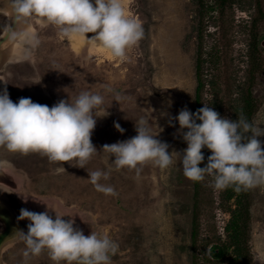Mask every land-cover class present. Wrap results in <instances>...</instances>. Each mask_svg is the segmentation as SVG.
I'll list each match as a JSON object with an SVG mask.
<instances>
[{"label": "rangeland", "instance_id": "rangeland-1", "mask_svg": "<svg viewBox=\"0 0 264 264\" xmlns=\"http://www.w3.org/2000/svg\"><path fill=\"white\" fill-rule=\"evenodd\" d=\"M7 2L0 0V93L6 88L14 103L30 97L49 107L61 99L72 102L84 91L102 95L91 136L98 152L86 167L89 172L111 170L100 183L117 195L97 191L86 168L0 146V233L6 218L11 222L0 246V264H54L47 251L24 257L26 246L15 236L26 233L30 223L18 219L22 208L48 211L53 219L56 213L64 215L85 236L107 234L119 245L111 264H192L194 210L199 213L198 251L210 253L214 245L226 244L229 208L236 201L224 200L225 190L210 187V177L201 182L197 196L178 155L167 169L147 164L137 173L115 170L114 157L102 148L135 136V121L143 117L158 133L155 138L169 144V153L182 152L187 143L173 118L185 107L195 113L198 60L203 106L235 120L250 96L254 111L245 118L264 127V0H122L126 14L144 29L143 39L127 49L124 60L89 40L94 33L64 38L53 26L41 28L36 18L16 23ZM26 33H34L38 45L33 47ZM114 122L125 131L119 132ZM258 139L264 142V136ZM203 150L206 164L211 152ZM63 166L66 171L58 173ZM246 197V264H264V187L249 190ZM231 251L220 263L202 255L199 264H230Z\"/></svg>", "mask_w": 264, "mask_h": 264}, {"label": "clouds", "instance_id": "clouds-1", "mask_svg": "<svg viewBox=\"0 0 264 264\" xmlns=\"http://www.w3.org/2000/svg\"><path fill=\"white\" fill-rule=\"evenodd\" d=\"M7 3L16 23L36 18L41 28L53 26L64 38L94 33L89 40L120 60L126 59L127 49L144 37L142 23L126 14L122 0H95V6L91 0H8ZM25 35L33 41V47L38 45L34 33ZM103 104L104 97L90 91L81 92L72 102L61 99L51 107L33 102L30 97H21L14 103L5 88L0 93V146L12 153H38L50 163L67 162L87 170L88 162L98 152L91 136L99 116L96 110ZM106 115L107 111L102 116ZM173 119L178 120V132L187 143L182 152L169 153V144L155 138L158 133L151 131L149 120L143 117L135 121V136L105 144L102 151L114 157L111 160L117 171L128 169L139 173L147 164L167 169L175 163L176 154L187 179L203 182L210 177L209 186L214 190L232 188L241 192L264 187V142L258 139L264 136V127L260 124L251 123L242 115L235 120L222 117L207 104L195 113L185 107ZM114 127L121 133L125 131L119 123L114 122ZM205 147L211 155L204 167H200L205 159L202 152ZM56 171L66 169L63 166ZM110 171H88V180L97 191L114 196L117 193L112 186L100 183L110 178ZM63 216L56 213L53 219L48 211L20 210L18 219L30 221L26 233L21 230L15 235L26 246L24 257L47 251L54 264H111L119 245L107 234L91 232L85 236L74 227L73 219L64 220Z\"/></svg>", "mask_w": 264, "mask_h": 264}, {"label": "trees", "instance_id": "trees-1", "mask_svg": "<svg viewBox=\"0 0 264 264\" xmlns=\"http://www.w3.org/2000/svg\"><path fill=\"white\" fill-rule=\"evenodd\" d=\"M264 42V41H263ZM200 66L201 61H197L196 65V76H197V86H196V94H195V112L197 109L203 107V88L205 87V83L200 74ZM251 94V91H250ZM244 103V109L242 110L243 117H249L252 115L254 111L253 100L250 99V96L246 98ZM248 120V119H247ZM249 121V120H248ZM250 122V121H249ZM197 123H200L197 120ZM204 157L206 156V152L202 149ZM206 159V157H205ZM204 161L199 165L200 167H204ZM195 192L197 196H199L201 182H194ZM248 191L236 192L232 188L225 189V194L223 196L224 200H235V207L231 206L229 208L230 218L226 224V232L228 237V242L225 244H216L211 248L210 253L207 252L205 248L203 251L199 252L198 249V237H199V213L197 210H194L193 216V227H192V244H193V254H192V264H199V259L203 255V257L208 262L220 263L222 262L226 256L228 255L229 247L232 248L231 251V259L230 264H246L249 248H248V225L250 220V209H249V201L248 197H246ZM197 207V200H196Z\"/></svg>", "mask_w": 264, "mask_h": 264}, {"label": "water", "instance_id": "water-1", "mask_svg": "<svg viewBox=\"0 0 264 264\" xmlns=\"http://www.w3.org/2000/svg\"><path fill=\"white\" fill-rule=\"evenodd\" d=\"M9 32H10V30H9ZM10 228H11L10 219L6 218V230H4L3 232L0 233V246H1L2 242L4 241V239L6 238V236L8 235V233L10 232Z\"/></svg>", "mask_w": 264, "mask_h": 264}, {"label": "crops", "instance_id": "crops-1", "mask_svg": "<svg viewBox=\"0 0 264 264\" xmlns=\"http://www.w3.org/2000/svg\"><path fill=\"white\" fill-rule=\"evenodd\" d=\"M28 21H30V20H27V21H24V22L27 23ZM9 29H10V28H9ZM25 31H26V30H23L22 33H25ZM20 39H25V37H24V38L22 37V38H20ZM0 43H1V42H0ZM25 44L27 45L28 43H25Z\"/></svg>", "mask_w": 264, "mask_h": 264}, {"label": "flooded vegetation", "instance_id": "flooded-vegetation-1", "mask_svg": "<svg viewBox=\"0 0 264 264\" xmlns=\"http://www.w3.org/2000/svg\"><path fill=\"white\" fill-rule=\"evenodd\" d=\"M29 44V43H28ZM29 45H31V44H29Z\"/></svg>", "mask_w": 264, "mask_h": 264}]
</instances>
